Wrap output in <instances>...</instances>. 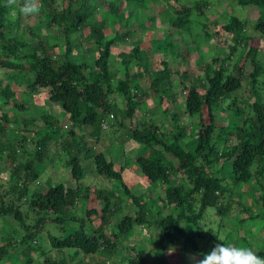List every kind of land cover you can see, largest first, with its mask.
<instances>
[{
	"label": "trees",
	"instance_id": "trees-1",
	"mask_svg": "<svg viewBox=\"0 0 264 264\" xmlns=\"http://www.w3.org/2000/svg\"><path fill=\"white\" fill-rule=\"evenodd\" d=\"M149 1L99 0L93 4L91 0H38L37 16L46 24V29L57 31L66 38V52L61 57L53 45H47L41 34L30 25L27 29L33 39L26 41L23 38L25 31L21 30L23 17L20 9L24 0H0V69L12 70L13 79L24 78L30 83L32 93L43 92L48 96V102L58 104L66 115L65 121L50 113L41 116L45 126L37 132L36 148L28 159H23L28 126L35 123L38 117L25 116L27 109L19 94L10 83L0 78V101L4 102L3 105L13 103L21 111V114L16 111L9 113L0 106V134H5L10 125H15L17 130L15 141H0V156L6 153L10 161V178L0 182V219L14 217L23 231L19 232V237L15 233L3 236L5 242L0 245V261L11 258L9 247L26 257L31 251L44 250L36 239H39L38 234L44 230L45 224L52 221L65 235L49 232L51 250H73L75 256L83 255L85 258L107 253V258H111L123 248L128 264H142L143 250L138 245L124 244V240L138 226L156 225L158 237L150 238V241L158 248L160 264H170L165 256L166 243L182 241L183 252L195 253L200 240L208 237L218 240L213 230H206L205 217L210 212H216L221 217L218 226L226 228L224 219L235 203L243 216L234 219L236 231L227 230L229 235L233 231L237 242L242 240L240 245L251 247L244 238L238 237V226L249 220L264 221V99L258 93V88L264 86V63L259 58L261 49L254 44L255 37L247 33L248 21L230 13L221 26L223 31L232 35L231 39L221 38L223 44L229 42L227 57L215 56L212 63L216 67L213 68L210 63L200 62L198 68L205 71V77L197 76L188 84L187 70L181 72L178 66L174 68L166 52L178 56L179 43L173 40L176 33L191 35L194 39V33L199 34L201 27L207 36H213L207 29L210 23L207 10L212 2L174 0L178 3L175 7L170 4L171 0H163L168 7L158 9L154 15L167 11L165 22L170 29L165 37L166 57L152 68L154 55L162 47L160 39L152 40V55L136 46L120 53V65L125 67V73L123 77L118 76L111 66L113 47L119 39H128L133 31L116 32L108 37L104 30L114 25L122 27L123 20L128 19L125 14L131 3H136L144 11L149 8ZM228 1L263 10L255 28L264 38V0ZM153 2L156 4L157 0ZM15 11L16 16L13 15ZM97 13H100L101 19L90 23L89 19ZM88 26L97 56L93 62L77 63L70 58V35L81 33ZM219 32L215 31L214 35ZM247 43L249 46L240 61L230 66L229 60ZM133 62L135 72L131 71ZM247 62L252 66L249 83L253 100L246 107L238 106L228 111L234 113L233 120H229L226 128L223 125L217 127L216 111L243 87L242 73ZM232 68H237L240 74L235 75ZM178 73H181V86L186 94V121L180 120L181 115L177 111L172 114L173 123L170 126L156 122L152 112L151 117L144 116L135 125L126 122L128 118L136 119L151 91L159 96L160 104L170 94L172 101L176 102L178 94L173 90L172 77ZM116 95L124 100V108L119 106ZM165 113H169V106L165 107ZM67 122L73 124L67 131L71 140L65 136L58 145L67 158L66 165L71 169L77 186L50 183L44 189L38 181V164L49 155L50 141L63 136V126ZM104 124L106 127H103ZM87 127L93 129L94 141L108 137L104 132L113 130L119 134L116 137L119 143L132 140L139 144L141 150L134 161L128 160V166L130 170L136 165L140 168L141 178L149 183L148 191L152 193L153 187L162 186L163 194L156 198L145 193L136 194L128 184L129 179L125 178L126 167L118 168L104 152L89 146L84 135L77 134L76 128L83 131ZM85 159L92 161L98 176L118 183L112 188L85 184L83 180L89 166ZM179 175L182 181H179ZM244 185H249L248 193L255 194V197H250L260 208L256 213L254 205L234 198V191ZM6 196L10 198L6 199ZM124 197L136 206V211L123 215L107 234L108 221L123 209ZM94 198L101 207H88ZM25 207L35 213L34 220L29 212L23 210ZM76 209L81 215L75 212ZM95 221L99 224L94 225ZM230 241L231 236L226 242ZM41 254L44 257L41 264H66L65 260L49 256L47 251ZM258 254L264 256V251L260 250ZM182 255L178 257L182 264H190ZM32 261L29 258L25 262Z\"/></svg>",
	"mask_w": 264,
	"mask_h": 264
},
{
	"label": "rangeland",
	"instance_id": "rangeland-1",
	"mask_svg": "<svg viewBox=\"0 0 264 264\" xmlns=\"http://www.w3.org/2000/svg\"><path fill=\"white\" fill-rule=\"evenodd\" d=\"M99 0H91L93 4L97 3ZM212 5L207 10L208 18L210 19L209 27L207 28L210 33H213V36L209 37L206 35L204 29L199 30L198 33H194V39H192L191 35H174V41L178 42V56L173 55V53H169L168 51V59L170 64L182 72L187 70L189 79H187L188 84H190L193 80L200 76L201 78L205 77V71L198 68L200 62H207L210 63L212 68L216 67V64L212 63V59L215 56H222L227 57L229 52V42L227 44H223L222 37L225 38H232V35L223 31L221 26L225 22L227 16L230 13H233L241 18H244L248 21L247 33L255 37L254 44L260 47L261 54L260 59L264 63V38L261 37V32H259L255 28V24L257 22V18H259L260 14H262L263 10L259 7L255 6H242L239 4H235L232 1L228 0H211ZM100 3H103L100 1ZM170 4L177 7L178 3L174 0L170 1ZM149 8L144 9L142 11L141 8H138L136 3H131L129 8L125 14L126 18L123 20L122 27L119 25H114L112 27H107L104 30L106 36H113L116 32L124 33L128 30H132L133 34L129 36L128 39H119L120 41L115 44L113 47V56L111 58V66L113 67L114 72L118 76H124L125 67L120 65V53L121 52H128L131 49L135 48L136 46L146 49L151 52L152 40L160 39V44L162 45L161 50L157 51L154 55L152 68L156 67L164 57L165 51L164 47L166 45L165 37L170 29V26L165 22L168 18L167 11L160 13L158 15H154L158 9H166L168 6L163 0H157L155 4L153 0H150L147 4ZM41 12H46V10H41ZM17 11L14 12L13 15L16 16ZM22 22L23 26L21 30L25 31L24 39L31 40L33 39L31 33L27 29V25H30L33 30L41 34L42 40L47 45H53V49L57 50V54L63 57L66 52V38L65 36H61L57 31L52 32L50 29H46V24L42 23L39 17L37 16V12L35 14L25 15L22 13ZM101 19L100 13H97L92 18L89 19V22H96ZM127 20V21H126ZM119 27H121L119 29ZM221 32H219V31ZM215 31L219 32L218 35H214ZM220 38V39H219ZM71 40V49H70V58L77 63H85L93 62L97 56V53L94 50V42L93 37L91 35V28L90 26L86 27L82 30L81 33H73L70 35ZM221 40V41H220ZM249 43V42H248ZM246 44L241 51L232 57L229 62L230 66L240 61V58L244 55L249 44ZM153 52H151V55ZM86 55V56H85ZM233 73L235 75H239L238 69H233ZM131 71L135 72V62L131 64ZM252 71V66L249 62L245 64V69L242 73V80H243V87L238 90L234 96L227 99L220 110L216 111L217 114V127L223 125L226 128L229 120L232 119V113L228 111H232L236 107H246L247 103H251L253 97H250V73ZM181 74V73H180ZM180 74H176L172 77L173 81V90L178 94L177 101H172L171 94L166 97L164 103L160 104L159 96H156L154 92L151 91L150 95L147 97L146 102L142 104L141 109L137 112L136 119L130 120L129 118L126 119L128 124H136L138 119H143L144 116L146 118L151 117L150 114L153 113V118L156 122L162 123L164 126H170L173 123L172 114L178 111L181 115L180 120H187V114L184 111L185 109V98L186 94L182 89L181 86V77ZM14 72L12 70H5L0 69V78L4 79L5 83H10L14 90L19 94V98L22 100V103L26 107L25 116H37L38 119L35 123H32L28 126L29 132L27 133L28 142L25 143L23 149L24 157L23 159H28L29 154H32L36 148V142L38 139V131L45 126V120L41 118L44 113H50L52 115L57 116L62 120H66V115L64 114L62 108L56 104L48 102V96L42 93H32V87L30 83L27 82L24 78L13 79ZM261 82V81H260ZM144 85V84H143ZM147 86V85H144ZM259 96L264 99V86H260L258 88ZM156 96V97H155ZM116 100L122 108L125 107L124 100L116 95ZM236 101V102H235ZM235 102V103H234ZM169 103V104H168ZM4 102L0 101V106L2 105V110L6 112L13 113L16 111L17 113L21 114V111L18 107L14 106L13 103L8 105H3ZM246 105V106H245ZM169 106V113H165V107ZM0 110V113H2ZM152 112V113H151ZM144 113H146L144 115ZM148 115V116H147ZM237 113L235 114V116ZM234 116V115H233ZM233 120V119H232ZM233 122V121H232ZM23 127V125H22ZM73 127V124L67 122L63 126V136H59L57 140L53 139L50 141V147L48 148V156L44 158V161L38 164V171L40 174V179L38 180L44 189L50 185V183L58 184L63 183L66 187H76L77 182L73 178L71 174V169L69 166L66 165L65 156L61 153V148L59 147L60 140L66 136V138L71 140V136L68 135L67 131ZM106 127V125H103ZM78 135H84L85 139L88 141L89 146H93L96 151H102L106 154L109 160H113L116 162L118 168L126 167L125 178L129 179L128 184L131 189L136 194L145 193L148 197L156 198L157 195L163 194L164 190L162 186L160 187H153L152 193L147 190L149 185L148 181H145L141 178L140 168L136 165L133 170H130L128 166V160H135L137 154L140 152V145L134 141H130L129 143H119L116 141V137L119 135L115 131L112 130L110 132H104V134L109 135L108 137L103 136L100 140L94 141L92 140V128H85L83 131H80L76 128ZM120 131V129H119ZM218 129H216V132ZM17 134L16 126L10 125L7 128L5 134H0V141H15V137ZM193 136V135H192ZM112 140H115L112 143ZM21 150V147L19 148ZM21 154V152H18ZM20 156H18L17 160L19 161ZM10 161L7 159L6 153L0 156V182L1 180H8L10 178V169L8 168ZM85 163L88 166L86 177L84 178L83 182L88 184L91 187H107L112 188L113 185L117 184L118 182L111 183L109 180L102 176H98L96 174L94 165L90 159H85ZM139 175V176H137ZM179 181H182L181 176H178ZM38 184V183H36ZM249 185H244L241 189H236L234 191V198L241 199L246 202L247 205H254V213L259 211V206H256V203L253 201V197H255L254 193H248ZM253 197H250V196ZM13 194L11 195V198ZM10 198V196H6V199ZM123 209L116 213L112 218L108 221V228L107 234H110L111 228L118 223L120 218L125 214H134L136 211V206L128 200V197L123 198ZM101 204L94 198L90 201L88 207L93 206H100ZM156 209V208H155ZM24 211L30 213L35 219V213L31 212L28 208H23ZM164 213H166L165 209ZM211 211V209L209 210ZM75 212L81 215V212L76 209ZM240 207L236 203L233 205L230 213L225 217L224 222L226 225L225 227L220 228L218 225L219 220L221 217L217 215L216 212H210L205 217L204 225L206 230H213V234L218 236V240H212L211 237L202 239L198 242V250L195 253H187L183 252L184 246L181 242H175L173 244L166 243V257H168V261L170 264H182V261L178 258L181 252L183 253V258L186 262L190 264H195V261L198 259L203 258V254L210 251L217 242L223 243L231 236V241L229 243H235L240 245L242 240L236 241L235 235L233 231H231V235H229V230H234L236 225L234 223V219L236 216H243L240 213ZM31 221V220H29ZM32 222V221H31ZM99 221H95L94 225H98ZM227 228L229 230H227ZM22 231L20 228L19 222L15 220L14 217H6L5 219H0V245L3 244L5 241L2 239L5 234L15 233L16 237H19V232ZM158 228L156 225L151 227H141L138 226L135 228L134 232H132L131 236L127 237L124 240V244L128 245H138L141 246L143 250V263L142 264H160V255L158 252V248L155 246L153 242L150 241V238H157L158 237ZM236 231V230H234ZM23 232V231H22ZM52 232L54 235L63 236L65 235L60 227L56 225L55 222L49 221L45 224L44 230H42L38 234V238L36 239L39 242V246L44 250H37L31 251L29 256L22 255L20 251L14 250L12 247H9V252L12 254L11 258H4L0 261V264H41L44 261V257L42 255V251H47L49 256L55 257L59 260H65L66 264H83V260L85 264H101V262L105 264H128L126 261V251L122 248L115 256L111 258H107L108 254L101 256H94V257H84L82 256H75L73 250H68L65 252H60L56 248L50 249L48 234ZM238 237L244 238L248 244L258 253L260 250L264 251V221L258 222L255 220H249L244 224L238 226ZM221 239V240H220ZM37 245V243L34 242ZM50 249V250H49ZM48 256V255H47ZM29 258L33 261L31 263H26Z\"/></svg>",
	"mask_w": 264,
	"mask_h": 264
},
{
	"label": "clouds",
	"instance_id": "clouds-1",
	"mask_svg": "<svg viewBox=\"0 0 264 264\" xmlns=\"http://www.w3.org/2000/svg\"><path fill=\"white\" fill-rule=\"evenodd\" d=\"M20 10L25 15L35 14L38 11V0H24ZM195 264H264V256L251 247L224 241L217 242Z\"/></svg>",
	"mask_w": 264,
	"mask_h": 264
},
{
	"label": "built area",
	"instance_id": "built-area-1",
	"mask_svg": "<svg viewBox=\"0 0 264 264\" xmlns=\"http://www.w3.org/2000/svg\"><path fill=\"white\" fill-rule=\"evenodd\" d=\"M105 125V124H104Z\"/></svg>",
	"mask_w": 264,
	"mask_h": 264
}]
</instances>
